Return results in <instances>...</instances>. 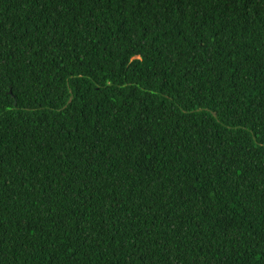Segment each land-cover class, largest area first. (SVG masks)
<instances>
[{
	"label": "trees",
	"instance_id": "1",
	"mask_svg": "<svg viewBox=\"0 0 264 264\" xmlns=\"http://www.w3.org/2000/svg\"><path fill=\"white\" fill-rule=\"evenodd\" d=\"M0 264H264V0H0Z\"/></svg>",
	"mask_w": 264,
	"mask_h": 264
}]
</instances>
